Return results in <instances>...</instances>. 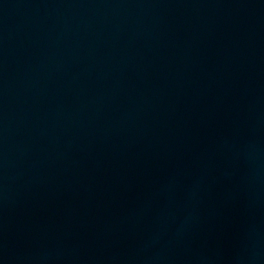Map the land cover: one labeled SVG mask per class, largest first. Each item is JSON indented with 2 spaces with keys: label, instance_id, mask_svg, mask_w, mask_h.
<instances>
[{
  "label": "water",
  "instance_id": "water-1",
  "mask_svg": "<svg viewBox=\"0 0 264 264\" xmlns=\"http://www.w3.org/2000/svg\"><path fill=\"white\" fill-rule=\"evenodd\" d=\"M0 264H264V0H0Z\"/></svg>",
  "mask_w": 264,
  "mask_h": 264
}]
</instances>
